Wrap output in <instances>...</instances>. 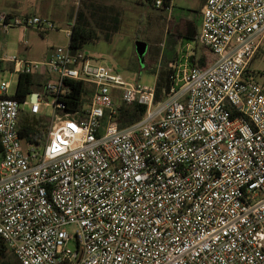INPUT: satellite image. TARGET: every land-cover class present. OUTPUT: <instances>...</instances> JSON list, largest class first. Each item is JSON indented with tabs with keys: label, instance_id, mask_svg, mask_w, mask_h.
<instances>
[{
	"label": "built area",
	"instance_id": "1",
	"mask_svg": "<svg viewBox=\"0 0 264 264\" xmlns=\"http://www.w3.org/2000/svg\"><path fill=\"white\" fill-rule=\"evenodd\" d=\"M0 25L56 28L8 11ZM263 40L264 0H206L198 41L215 57L193 66L187 52L161 100L156 85L128 81L70 41L45 59L13 56V72L44 79L23 101L0 82V236L13 255L22 264H264V85L250 68ZM69 79L89 93L74 112L63 100ZM136 101L143 118L121 127L118 103ZM25 112L50 122L37 142L21 136Z\"/></svg>",
	"mask_w": 264,
	"mask_h": 264
},
{
	"label": "rangeland",
	"instance_id": "2",
	"mask_svg": "<svg viewBox=\"0 0 264 264\" xmlns=\"http://www.w3.org/2000/svg\"><path fill=\"white\" fill-rule=\"evenodd\" d=\"M202 6L203 0H173L170 10H161L148 0H96V7L87 10L83 0H0V11L16 14L35 11L53 16L56 23V28L47 32L29 28L26 34L21 26H13L8 31L0 28V82L11 81L8 94H14L20 74L13 72L9 60L15 55L42 59L52 46L68 45L70 38L66 29L73 26L81 10L89 15L91 29L96 33V38L83 46L86 53L113 66L128 81L153 87L158 78L157 69L173 68L171 62L176 63L178 58L182 64L187 52L202 50L207 60L214 59L215 54L197 39L183 35L187 18L181 16L198 15ZM116 11L122 15V23L110 31L111 25L107 24L113 22ZM141 43L145 46L143 51L139 50ZM26 47L28 55L24 53ZM250 68L264 85V40ZM43 113L53 116L54 107L43 106ZM75 229L74 225L68 226L72 233ZM69 245L75 247L73 241ZM8 253L13 255L9 250Z\"/></svg>",
	"mask_w": 264,
	"mask_h": 264
},
{
	"label": "trees",
	"instance_id": "3",
	"mask_svg": "<svg viewBox=\"0 0 264 264\" xmlns=\"http://www.w3.org/2000/svg\"><path fill=\"white\" fill-rule=\"evenodd\" d=\"M148 1L152 2V4L157 7L156 0ZM172 1L173 0H163V5L157 8L168 10L169 7H172ZM83 3L87 10L96 7V0H83ZM119 12L116 11L113 22L107 24L108 26L111 25L110 31L119 28L122 23V15ZM88 16L86 11L79 10L77 20L72 26L70 43L74 49L83 48L86 42L96 38V33L91 29V22ZM188 27L189 33L186 35L198 41L199 33L196 32L197 27L192 22H188ZM198 43L200 42L198 41ZM193 54L194 57L191 61L193 66L206 67L213 61L207 60V56L203 54L202 50L198 51V49H195ZM19 74V82L14 97L23 101L28 94L41 85L44 79L33 73L20 72ZM174 75L175 70L173 68H165L159 72L156 82V100H161L168 95L174 84ZM66 83L70 86L71 91L66 94L65 99H63L66 103L65 109L74 112L89 100L87 85L74 79H69ZM118 109V122L121 127H126L143 118L146 106L138 101L132 103L119 102ZM49 125L50 122L47 120L46 116H36L31 115L30 112H25L21 121V136L26 138L28 142H37L38 138L46 135ZM8 250L7 245L0 236V264H22L14 255L8 253Z\"/></svg>",
	"mask_w": 264,
	"mask_h": 264
},
{
	"label": "crops",
	"instance_id": "4",
	"mask_svg": "<svg viewBox=\"0 0 264 264\" xmlns=\"http://www.w3.org/2000/svg\"><path fill=\"white\" fill-rule=\"evenodd\" d=\"M205 2H206V0H203V6H204V4H205ZM203 6H202V8H201V11L198 13V15H194V16H189V15H186V14H184L183 16H181L182 18H187V21H186V32L183 34V35H188V31H189V27H188V22H192L196 27H197V31L196 32H198L199 33V31H200V28H201V24H202V9H203ZM172 7H173V1H172ZM16 14V13H15ZM21 15H39V16H43V17H47V18H50L52 21H54L53 19H52V17L53 16H51V15H49V14H44V15H41V14H39L38 12H35V11H31V12H26V13H22ZM55 22V21H54ZM2 26L0 25V28H1ZM24 29V28H23ZM27 30L28 29H24L23 30V32H24V34H26V32H27ZM52 48H53V46L51 47V49H49V51L47 52V54H46V56L44 57V58H42V59H45V58H47V57H49V55H50V53H51V51H52ZM25 52V54L26 55H28V48L26 47V49L24 50ZM194 53V52H193ZM191 56H193L194 57V54H192V53H190V57ZM27 59H29L28 57H27ZM193 59V58H192ZM32 60V59H31ZM35 60H41V59H35ZM10 61V60H9ZM192 60H191V58H190V62H191ZM11 62V61H10ZM12 63V62H11ZM173 62H171V66H173V69L175 70V73L177 72V70L179 69V68H181V63H180V59L178 58V61L176 62V63H173ZM183 63V62H182ZM10 66V65H9ZM11 67V69H13V63H12V65L10 66ZM170 67V66H169ZM159 71H160V69H157V71H156V73H157V75L159 74ZM36 76H38V75H36ZM38 77H40V76H38Z\"/></svg>",
	"mask_w": 264,
	"mask_h": 264
},
{
	"label": "water",
	"instance_id": "5",
	"mask_svg": "<svg viewBox=\"0 0 264 264\" xmlns=\"http://www.w3.org/2000/svg\"><path fill=\"white\" fill-rule=\"evenodd\" d=\"M139 50L140 51H143L145 50V46H144V43H141L140 46H139ZM193 56H191V60H192Z\"/></svg>",
	"mask_w": 264,
	"mask_h": 264
}]
</instances>
